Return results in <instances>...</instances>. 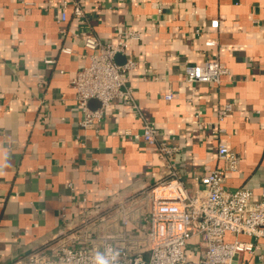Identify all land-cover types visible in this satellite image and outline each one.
<instances>
[{"label": "crops", "instance_id": "crops-1", "mask_svg": "<svg viewBox=\"0 0 264 264\" xmlns=\"http://www.w3.org/2000/svg\"><path fill=\"white\" fill-rule=\"evenodd\" d=\"M62 2L0 0V264L61 243L90 219L103 233L145 229L138 220L149 208L148 188L165 174L154 146L140 137L144 120L178 146L174 159L190 191L193 176L224 167L216 154L224 142L239 156L237 168L224 172L225 186L248 188L258 201L264 187V0H81L83 17L69 4L59 21ZM130 29L139 38L115 60L139 61L128 82L137 107L115 98L98 122L83 127L70 86L88 62L83 38L93 34L111 43ZM208 39L216 44L206 45ZM208 58L228 69L220 83L186 81L184 64ZM168 90L170 100L163 97ZM225 104L231 110L218 123ZM98 106L96 100L90 105ZM119 205L128 208L126 225ZM98 209L103 220L94 215ZM239 238L257 248L234 261L264 264V238Z\"/></svg>", "mask_w": 264, "mask_h": 264}, {"label": "built area", "instance_id": "built-area-1", "mask_svg": "<svg viewBox=\"0 0 264 264\" xmlns=\"http://www.w3.org/2000/svg\"><path fill=\"white\" fill-rule=\"evenodd\" d=\"M62 4L57 18L59 21L66 20L69 4L74 16L83 17L81 0H63ZM210 26L216 28L218 20H212ZM138 38L139 33L131 29L118 31L116 41L111 43H103L93 34L83 38V45L87 49L83 56L88 62L70 80L81 110L80 124L83 127L98 122L115 98L137 107L128 82L129 72L139 66V61L126 58L119 64L115 57L124 54L129 41ZM205 44L214 45L216 40L208 39ZM62 50L70 51L69 48ZM44 61L52 62L50 59ZM183 68L185 80L191 83L219 84L221 76L228 72L218 58H208L202 64L185 63ZM172 96L171 90L163 94L166 100ZM92 99L99 102L97 108L90 107L89 101ZM230 110V104L217 110L218 123ZM193 123L200 127L198 120L195 119ZM140 137L154 146L161 157L165 174L148 188L149 208L140 212L138 220V224L146 225L145 229L137 225L138 228L132 231L123 228L117 233H103L93 226L95 221L90 219L86 222L89 227L81 232H72L61 243L33 250L11 264H99L96 259L98 254L108 264H241L234 261L236 255L253 253L257 248L255 242L241 240L239 236H249L255 240L264 238V187L260 199L254 202L250 189L229 190L225 186L224 172L238 166L239 156L236 152L224 142H219L216 154L224 162V167L193 176L196 185L190 191L184 185L174 159L178 146L159 138L156 126L149 120L143 121ZM127 209L122 205L118 207L122 225L129 221ZM94 215L100 220L104 219L99 209L94 211ZM227 234L232 236V240H227Z\"/></svg>", "mask_w": 264, "mask_h": 264}, {"label": "clouds", "instance_id": "clouds-1", "mask_svg": "<svg viewBox=\"0 0 264 264\" xmlns=\"http://www.w3.org/2000/svg\"><path fill=\"white\" fill-rule=\"evenodd\" d=\"M115 258H116V256L114 255V256H113V260H115ZM96 259H97V261L99 262V264H108V261L105 260V259L103 258V256H101V255H99V254L97 255Z\"/></svg>", "mask_w": 264, "mask_h": 264}, {"label": "water", "instance_id": "water-1", "mask_svg": "<svg viewBox=\"0 0 264 264\" xmlns=\"http://www.w3.org/2000/svg\"><path fill=\"white\" fill-rule=\"evenodd\" d=\"M93 102H95L94 99L90 100V101H89V105H91Z\"/></svg>", "mask_w": 264, "mask_h": 264}, {"label": "rangeland", "instance_id": "rangeland-1", "mask_svg": "<svg viewBox=\"0 0 264 264\" xmlns=\"http://www.w3.org/2000/svg\"><path fill=\"white\" fill-rule=\"evenodd\" d=\"M147 205V204H146ZM149 207V204H148V206H147V208Z\"/></svg>", "mask_w": 264, "mask_h": 264}]
</instances>
